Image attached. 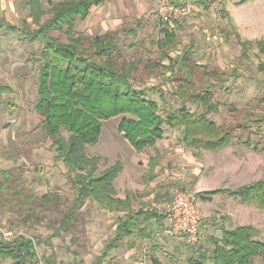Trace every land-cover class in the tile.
Wrapping results in <instances>:
<instances>
[{
	"label": "rangeland",
	"instance_id": "obj_1",
	"mask_svg": "<svg viewBox=\"0 0 264 264\" xmlns=\"http://www.w3.org/2000/svg\"><path fill=\"white\" fill-rule=\"evenodd\" d=\"M61 1L41 0L46 14L40 23L50 18V4ZM28 12L26 0L0 1V22L36 28L30 24ZM166 26L176 37L174 51L168 56L175 60L186 55L184 51L190 52L188 69L178 65L176 73L181 78L191 75V91L211 88L215 110L208 117L220 128L233 131L234 139L220 152H195L181 144L178 130L166 128L154 147L137 153L117 131L120 118L104 121L97 144L85 149L88 156L100 158L96 173L120 163L122 171L113 183L116 197L131 194L134 211L142 208L155 212L161 220L152 239L138 240L132 249L126 240L102 264H186V258L196 256L200 246L213 250L209 238L221 239L223 229L239 226L257 230L254 239L264 244V209L227 195L196 197L200 192L233 191L264 183V124H259L264 119V70H260L264 57L255 46L257 41L264 42V0L242 4L206 0L205 6L190 0H104L90 9L85 20L77 21L74 36L88 41L116 32L118 62H140L133 78L135 88L158 87L160 90L146 93L148 99L164 108L163 94L165 102L176 109L182 103L174 97L177 83L165 82L170 73L154 66L158 62L159 66L168 64L158 44ZM49 36L66 42L60 33ZM244 42L253 45L244 51ZM41 49L40 42L31 44L0 29V88H7L0 92V200L4 205L0 209V239L21 236L32 240L39 264L44 258H53L56 264H92L114 238L123 214L108 212L87 200L76 227L49 239L61 213L71 205L74 190L63 165L54 159L51 142L44 138L40 119L33 111ZM184 92H188L186 87ZM186 106L192 111L197 108L190 102ZM199 109L207 110L203 106ZM150 159L157 162L153 171H149ZM179 190L195 195L204 216L196 245H188L182 236L169 238L159 232L163 216L158 206L169 202ZM46 193L59 196L58 205L49 211L39 208L35 201ZM156 194L168 198L156 202ZM29 197L33 200L26 203ZM39 218L42 220L35 224ZM153 245L157 248L154 254ZM0 264L12 261L0 260ZM250 264L264 262L259 256Z\"/></svg>",
	"mask_w": 264,
	"mask_h": 264
},
{
	"label": "trees",
	"instance_id": "obj_2",
	"mask_svg": "<svg viewBox=\"0 0 264 264\" xmlns=\"http://www.w3.org/2000/svg\"><path fill=\"white\" fill-rule=\"evenodd\" d=\"M103 1L64 0L51 3L47 11L50 18L40 23L46 14L41 0H26L30 24L36 28H31L26 23H23L24 28H20L0 22V28L20 36L23 40L31 44L42 43L38 59L40 67L37 99L33 111L40 119L44 138L51 142L54 159L63 165L66 178L74 190L71 205L61 213L60 220L56 222L57 228L49 239L57 238L62 233L68 234L76 227L79 213L87 200L93 201L108 212L123 214L118 219L114 238L107 242L101 256L92 264H102V261L126 240L129 241V249L134 248L138 240L149 241L161 220L155 212L142 208L134 211V198L131 194L126 193L124 199L116 197L113 183L122 171L120 163H115L100 174L96 173L100 158L88 156L85 149L97 144L104 121L120 118L117 131L136 152L154 147L156 142L163 138L166 128L178 130L181 144L185 149L195 152H220L234 139L233 131L220 128L208 117L209 112L215 110L211 104V88L199 92L191 91V75L187 74L186 78H181L176 73L178 65L188 69L190 52L184 51L186 55L177 56L175 60L168 56L169 51H174L176 37L167 26L161 30L163 38L158 44L163 54L162 59L168 60V64L159 66L158 62L154 66L170 73L165 82L177 83L174 97L182 101L181 106L175 109L165 102L161 94L164 108L168 107L167 110L149 100L146 95L147 92L160 90L158 87L139 90L133 85L134 74L140 62H118L120 53L117 49L116 32L106 33L88 41L74 36L77 21L85 20L90 9ZM190 1L198 6L206 5V0ZM231 1L242 4L250 0ZM50 33L62 34L66 42L49 36ZM252 45V42H244L241 43V48L245 51ZM255 46L264 57V42L257 41ZM260 70H264L263 64ZM211 75L216 77L214 73ZM185 87L188 92H184ZM0 89V92H3L7 88ZM186 102L196 104L197 108L192 111L186 106ZM200 106L207 110H200ZM259 124H264V119L260 120ZM156 166L157 162L150 159L149 171H153ZM150 180L149 177L148 181ZM215 195H227L239 199L243 204H255L264 209L263 182L249 184L233 191L218 189L200 192L196 197L204 199L205 196ZM167 198L156 194L154 201L161 202ZM32 200L33 198L29 197L26 203ZM35 201L39 208L49 211L51 206L58 205L59 196L46 193ZM3 206L0 200V209ZM41 220L42 218L37 219L35 224ZM257 235L258 231L251 226L223 229L221 239L209 238L208 243L213 245L212 251L200 246L196 256L186 258V264H250L253 257L259 256L264 262V244L254 239ZM151 251L154 254L157 251L156 246L153 245ZM0 260H11L12 264H39L32 240L21 236L12 240L0 239ZM41 262L56 264L53 258H44Z\"/></svg>",
	"mask_w": 264,
	"mask_h": 264
},
{
	"label": "built area",
	"instance_id": "obj_3",
	"mask_svg": "<svg viewBox=\"0 0 264 264\" xmlns=\"http://www.w3.org/2000/svg\"><path fill=\"white\" fill-rule=\"evenodd\" d=\"M196 200L194 194L179 190L169 202L158 206L163 216L160 234L169 238L182 236L188 245L198 244L204 216Z\"/></svg>",
	"mask_w": 264,
	"mask_h": 264
},
{
	"label": "crops",
	"instance_id": "obj_4",
	"mask_svg": "<svg viewBox=\"0 0 264 264\" xmlns=\"http://www.w3.org/2000/svg\"><path fill=\"white\" fill-rule=\"evenodd\" d=\"M1 1V0H0ZM3 22V21H2ZM5 23H9V24H11L10 22H8V21H4ZM11 25H14V24H11ZM15 26V25H14ZM0 29H2V30H5L4 28H0ZM11 33V32H10ZM13 34V33H12ZM119 133V132H118ZM119 135H121L122 136V134L121 133H119ZM123 137V136H122ZM124 139V138H123ZM125 140V139H124ZM125 142L126 143H128L126 140H125ZM129 144V143H128ZM129 146H130V144H129ZM131 147V146H130ZM132 148V147H131ZM133 149V148H132ZM134 150V149H133ZM135 151V150H134ZM136 152V151H135ZM138 153V152H137ZM119 199H124V198H122V197H118Z\"/></svg>",
	"mask_w": 264,
	"mask_h": 264
}]
</instances>
